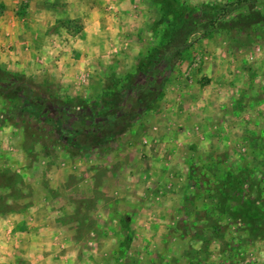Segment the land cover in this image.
Here are the masks:
<instances>
[{
  "label": "rangeland",
  "instance_id": "obj_1",
  "mask_svg": "<svg viewBox=\"0 0 264 264\" xmlns=\"http://www.w3.org/2000/svg\"><path fill=\"white\" fill-rule=\"evenodd\" d=\"M65 194L51 264H264V0H0V215Z\"/></svg>",
  "mask_w": 264,
  "mask_h": 264
},
{
  "label": "crops",
  "instance_id": "obj_2",
  "mask_svg": "<svg viewBox=\"0 0 264 264\" xmlns=\"http://www.w3.org/2000/svg\"><path fill=\"white\" fill-rule=\"evenodd\" d=\"M28 176L29 175H26L24 178L27 179ZM72 188H74V186L70 187L68 192L66 191L67 194L71 193ZM17 191H19L18 188L15 189V192ZM65 195H63L62 199L65 198L66 206L65 203L61 204L62 199H60V202L58 203L56 201L53 203H41L40 201H36L35 203L30 202L28 203V205L24 204V208L25 205L27 206L26 211L20 210L22 207L21 203H18L17 206H15L16 201L11 202L10 200H8L7 202H5V205L7 207H9L8 205H14V207H12L15 209L18 208V210H13V213L10 214L6 213L7 215H0V248L4 246L3 243L4 241H6L5 237L8 234H12L14 239H17L18 241H34L35 243L33 244V248L31 249V251H29V245L27 244L26 246L17 247V252L22 260L26 259L30 264L32 259L29 260V257H36L35 260L38 261L41 255L46 258L45 262H47V264H51L55 260L53 256L56 255L55 253L57 250L55 246H50L48 242L56 236L55 233L56 231H58V228L62 224L61 219L71 216V212L74 209L80 207V202H74L73 200H71L76 196L68 197V195H66L65 197ZM48 205L49 207H47ZM61 205L63 207L59 208ZM25 220L29 222H26ZM72 224L76 225L77 222L73 221ZM29 225L32 227H29ZM13 246L16 248L15 245ZM82 250L83 249H81L80 247L76 250H73L72 253L74 257L85 258L86 254ZM11 251H15V249H11ZM0 264H2L1 260Z\"/></svg>",
  "mask_w": 264,
  "mask_h": 264
},
{
  "label": "trees",
  "instance_id": "obj_3",
  "mask_svg": "<svg viewBox=\"0 0 264 264\" xmlns=\"http://www.w3.org/2000/svg\"><path fill=\"white\" fill-rule=\"evenodd\" d=\"M164 19L166 20V19H167V17H164Z\"/></svg>",
  "mask_w": 264,
  "mask_h": 264
}]
</instances>
